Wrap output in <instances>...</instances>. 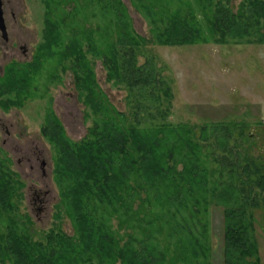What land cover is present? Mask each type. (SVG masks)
<instances>
[{
  "label": "rangeland",
  "instance_id": "rangeland-1",
  "mask_svg": "<svg viewBox=\"0 0 264 264\" xmlns=\"http://www.w3.org/2000/svg\"><path fill=\"white\" fill-rule=\"evenodd\" d=\"M118 2L128 31L138 39L135 63L154 66L161 80L158 87L167 88L168 95L164 99L161 90L157 91L159 105L149 97L139 96L137 87L106 78L101 53L87 52L85 57L99 93V103L118 125L147 132L144 139H148V145L152 143V127L166 123L173 131L166 135L165 131L161 132V136L156 134L163 138L158 141L161 146L154 151H163L162 158H170L176 170L188 159L195 161L202 167L200 175L204 178H199L197 188L184 180L181 189L164 190L163 183L158 182L154 187L152 180L146 182L143 179L146 170H141L135 180L144 183L146 188H141L138 196L134 195L132 202L127 203L129 210L124 211L126 207L117 201L102 202V210L98 209L95 216L103 221L118 248L125 242L134 249L144 241H150L157 250L165 247L163 260L152 264H223L225 206L211 194L221 181L229 179L236 185V178L234 172H228L226 160L211 159L223 152L214 144L213 137L201 139L196 125L208 121L236 123L243 134L235 140L238 151L245 150L264 164V43L214 42L215 35L207 30L205 20L211 18L216 2L236 12L243 0ZM185 6L191 11L204 41L181 45L158 43L155 35L164 20L173 10H185ZM1 9L6 39L0 35V80L8 71L16 77L27 76V85L23 94L16 97L11 92L0 94V99L15 101L5 100L0 105V171L5 178L8 173L10 179L19 182L16 189L13 184L11 206H0V235L11 224L33 241L44 242V236L51 229L71 237L76 233V224L65 212L60 196V186L64 189L66 180L62 176L59 180L62 169L55 160L56 149L42 134V129L47 126L51 113L64 136L77 143L87 140L88 129L104 116H101L102 108L96 109V113L84 103V93L78 95L72 69L67 67V62H61L56 52L70 34L76 35L85 49V33L100 52L107 50L115 39L116 24L111 14L88 0H1ZM47 19L55 26L48 27ZM48 28L60 37L56 45L45 36ZM159 109L166 110L162 116L157 112ZM235 133L233 127L231 139L227 140L229 145ZM186 137L195 144L192 151ZM209 141L212 143L206 147ZM211 151L214 156H209ZM148 165L145 163V167ZM123 180L134 183L129 173ZM187 186L193 188L192 196ZM255 191L258 204L244 205L243 212L251 223L255 242V250L248 259L264 264V204L260 201L264 193L257 188ZM232 195L239 199L237 193L232 191ZM193 202L195 205L191 207ZM188 209L191 217L187 216ZM190 239L206 247L202 246L203 252L196 247L199 251L196 255L179 260L177 251L172 250L186 241L191 245ZM95 254L91 255L92 264H142L131 259L128 253L122 262L113 255L101 259L100 254ZM10 262L13 257L2 248L0 264Z\"/></svg>",
  "mask_w": 264,
  "mask_h": 264
},
{
  "label": "trees",
  "instance_id": "trees-1",
  "mask_svg": "<svg viewBox=\"0 0 264 264\" xmlns=\"http://www.w3.org/2000/svg\"><path fill=\"white\" fill-rule=\"evenodd\" d=\"M88 1L95 5L99 4L105 13L113 16L117 30L114 41L109 44L107 50L100 52L89 34L85 33V49L81 47V42L76 35L70 34L66 43L58 47L56 54L61 57V62H67V67L72 69L79 90L78 95L82 96V92L84 93L83 101L92 111L96 112V109L99 111L102 108L101 116H104V119L101 122L96 120L88 129L87 140L77 143L69 141L64 136L58 120L51 113H49L47 126L42 129V134L56 149L55 160L62 169L58 177L59 180L60 176L66 180L64 189L62 185L60 186V196L62 204L66 206L65 212L76 224V233L68 237L60 230L51 229L44 236V242L33 241L27 234L21 235L15 226L8 224L5 232L0 235V250L3 248L13 257V262L10 264H92L91 255H96V252L100 254L101 259L104 258L102 256L113 255L121 262L124 261L127 253L131 259L142 264H152L163 260L166 248L157 250L150 241L140 242L134 249L123 242L118 248L113 236L103 221L95 216V212L98 209L102 210V202L108 204L112 201H117L120 206L126 207L124 211H128L134 195L138 196L137 193L141 191V188H146L144 183H138L135 180L136 176L142 172L141 170H146L143 178L146 182L152 180L154 187L163 183L164 190L181 189L185 184L181 183L184 180L189 185L193 183L197 188L199 178L200 180L204 178L203 174L200 175L201 171L203 172L202 167L195 161L188 159L187 163L182 164L180 170H176L175 163L170 164V158H162L163 155L165 156L163 151L160 150L161 153L154 151L161 146L158 142L163 138V136L160 137L161 132L165 131L166 135L173 131L166 123L152 127L151 146L148 145L150 143L148 139H144L147 132L144 133L134 126L126 128L118 125L106 112L107 109L100 105L99 93L95 89L92 71L85 57L87 52L101 53L102 61L106 65L107 79L112 78L116 82L123 80L131 88L137 87L139 96L149 97L154 103H159L160 95L157 91L161 90L163 98L166 99L168 89L158 87L161 80L154 66L135 63L134 49L138 39L128 31L118 0ZM205 21L208 32L215 35L214 42L243 40L244 43H264V0H243L240 9L236 12L231 11L225 4L216 2L211 18ZM52 23L47 19L48 27L55 26ZM44 33L47 40H51L50 43L57 44L60 38L57 33L51 32L49 28ZM155 37L158 43L168 45L204 41L188 6H185V10H173L164 20L161 29L156 32ZM45 44L47 45L48 41ZM49 52H52V49H49ZM26 77H16L7 71L3 75L4 79L0 80V94L7 95L11 92L15 97L23 94L27 85ZM5 100L11 101L10 98L0 99V105H4ZM165 109H159L158 114L162 116ZM235 124L234 122L208 121L196 127L201 139L209 140L213 137L214 144L223 152L217 157L214 156V151L209 152V156H214L211 159L215 162L220 159L226 160L228 172H234L236 178V185L229 179L227 182L221 181L211 194L223 201L225 206L223 264H256L253 259H248L255 250V242L251 233V223L247 217H244L243 212L244 205L258 204L255 188L260 193H264V164L256 161L252 155L246 154L245 150L238 151L235 140L243 134ZM233 127L236 128V137L229 145L227 140L231 139ZM156 134L160 136L156 137ZM186 141L192 151L195 144L187 137ZM209 143L211 144L212 141L205 146L208 147ZM151 160L152 163H150ZM145 163H149L148 167H145ZM128 173L134 178L133 185L123 180L127 178ZM6 174L9 177V174ZM8 177L5 178V174L0 171V206L2 208L11 206L9 198L14 190L13 184H16L15 189L19 187L17 180ZM187 189L188 194L191 195L190 191L193 188L187 186ZM232 191L239 195V201L233 197ZM260 201L264 204V197H260ZM190 205L193 207L195 203ZM187 216H192L189 209ZM190 241L191 245H187L186 241L184 245L180 243L177 245L178 248L172 250L177 251L179 260H186L187 255L194 256L199 251L203 252L202 246L206 247L196 242L197 240L190 239ZM196 247H199V251L195 250Z\"/></svg>",
  "mask_w": 264,
  "mask_h": 264
},
{
  "label": "water",
  "instance_id": "water-1",
  "mask_svg": "<svg viewBox=\"0 0 264 264\" xmlns=\"http://www.w3.org/2000/svg\"><path fill=\"white\" fill-rule=\"evenodd\" d=\"M0 35H1V38L6 39V31H5L4 21L2 17L1 0H0Z\"/></svg>",
  "mask_w": 264,
  "mask_h": 264
}]
</instances>
